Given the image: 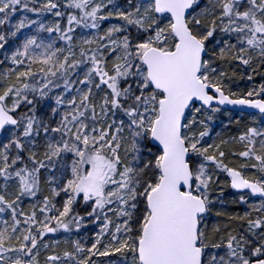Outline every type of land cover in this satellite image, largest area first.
<instances>
[{
    "label": "snow or ice",
    "instance_id": "snow-or-ice-1",
    "mask_svg": "<svg viewBox=\"0 0 264 264\" xmlns=\"http://www.w3.org/2000/svg\"><path fill=\"white\" fill-rule=\"evenodd\" d=\"M0 264H264V0H0Z\"/></svg>",
    "mask_w": 264,
    "mask_h": 264
}]
</instances>
